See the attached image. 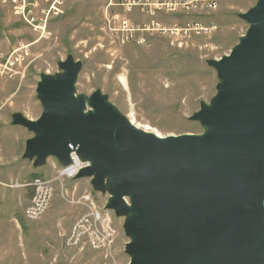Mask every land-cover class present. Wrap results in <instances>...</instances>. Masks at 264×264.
<instances>
[{"label":"water","instance_id":"obj_1","mask_svg":"<svg viewBox=\"0 0 264 264\" xmlns=\"http://www.w3.org/2000/svg\"><path fill=\"white\" fill-rule=\"evenodd\" d=\"M238 18L247 24L227 55L209 60L216 93L189 118L199 134L160 137L135 127L99 90L76 95L81 63L40 74L37 120L13 126L33 136L23 158L60 167L75 154L124 218L129 264H264V0Z\"/></svg>","mask_w":264,"mask_h":264},{"label":"rangeland","instance_id":"obj_2","mask_svg":"<svg viewBox=\"0 0 264 264\" xmlns=\"http://www.w3.org/2000/svg\"><path fill=\"white\" fill-rule=\"evenodd\" d=\"M255 1L219 0L211 19L216 31L183 39L122 31V19L148 20L123 11L119 0H0V70L12 69L0 71V264H129L124 218L104 209L108 195L95 192L90 179L58 178L53 158L39 168L23 158L33 135L13 126L11 116L39 118V75L58 73V63L71 56L81 63L76 95L99 90L135 127L160 137L199 134L202 127L189 118L218 83L207 62L238 42L247 29L238 15ZM173 17L158 14L156 21L184 20ZM16 56L21 65L10 67ZM35 178L52 182L53 198L38 220L28 221L20 192L32 189Z\"/></svg>","mask_w":264,"mask_h":264},{"label":"built area","instance_id":"obj_3","mask_svg":"<svg viewBox=\"0 0 264 264\" xmlns=\"http://www.w3.org/2000/svg\"><path fill=\"white\" fill-rule=\"evenodd\" d=\"M117 6L129 13L136 10L145 20H148L133 25L126 19H122V31L140 32L141 34L160 33L189 39L209 37L216 31V26L211 19L218 9L219 0H119ZM158 14L171 17L181 16L184 20L179 24L161 25L156 21ZM22 61V56H16L11 58L8 64L10 67H19ZM5 70L12 71L7 66L0 71L3 73ZM14 73L20 74L19 71ZM70 160L71 163L68 166L59 168L58 178H74L86 166L75 154L70 155ZM30 186L33 194L29 205L25 208L24 217L28 221H36L49 208L53 198V187L50 180L41 178L33 179ZM99 219L97 215L95 220Z\"/></svg>","mask_w":264,"mask_h":264},{"label":"crops","instance_id":"obj_4","mask_svg":"<svg viewBox=\"0 0 264 264\" xmlns=\"http://www.w3.org/2000/svg\"><path fill=\"white\" fill-rule=\"evenodd\" d=\"M82 185L86 186V182H81ZM30 187V186H29ZM22 194L23 201L21 203L27 204V206L30 203L31 197H32V189L31 188H26L25 190H22L20 192V195ZM25 197V199H24Z\"/></svg>","mask_w":264,"mask_h":264}]
</instances>
